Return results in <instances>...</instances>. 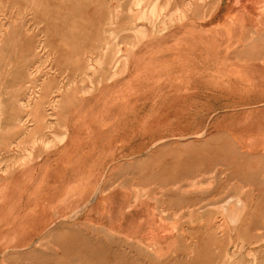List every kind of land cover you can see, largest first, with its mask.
Returning a JSON list of instances; mask_svg holds the SVG:
<instances>
[{
	"label": "rangeland",
	"instance_id": "obj_1",
	"mask_svg": "<svg viewBox=\"0 0 264 264\" xmlns=\"http://www.w3.org/2000/svg\"><path fill=\"white\" fill-rule=\"evenodd\" d=\"M0 264H264V0H0Z\"/></svg>",
	"mask_w": 264,
	"mask_h": 264
},
{
	"label": "crops",
	"instance_id": "obj_2",
	"mask_svg": "<svg viewBox=\"0 0 264 264\" xmlns=\"http://www.w3.org/2000/svg\"><path fill=\"white\" fill-rule=\"evenodd\" d=\"M252 5L253 6H250L249 8L242 9V11L244 12L245 17H248L251 20L255 19V18L263 17L262 13L261 14L259 12L257 14L253 13L254 10L260 11V9L255 6L254 2L252 3Z\"/></svg>",
	"mask_w": 264,
	"mask_h": 264
},
{
	"label": "bare ground",
	"instance_id": "obj_3",
	"mask_svg": "<svg viewBox=\"0 0 264 264\" xmlns=\"http://www.w3.org/2000/svg\"><path fill=\"white\" fill-rule=\"evenodd\" d=\"M156 2H157V1H156ZM236 3H237V1H236ZM139 5H140V4H139ZM155 5H156V4H155ZM156 6H157V5H156ZM156 6H155V7H156ZM155 7H154V5L151 6L149 12H151L152 15H155V16H156V8H155ZM146 9H147V8H146ZM157 9H158V8H157ZM143 11H144V10H143ZM146 13H147V12H146ZM140 14H141V13H140ZM149 14H150V13H149ZM150 16H151V15H150ZM155 16H154V17H155ZM146 18H147V17H146ZM148 18H149V17H148ZM138 28H139V27H138ZM140 28H143V27H140ZM138 31H139V30H137V32H138ZM143 32H144V31H143ZM159 142H160V141H159ZM154 145H155V144H154ZM154 147H155V146H154ZM107 171H108V170H107ZM124 183H125V182H124ZM208 185H209V184H208ZM237 198H238V197H237ZM233 199H236V197H235V198L233 197ZM238 199H239V198H238ZM238 199H237V200H238ZM229 200H230V199H229ZM229 200H228V203H229ZM237 200H236V201H237ZM136 201H137V200H136ZM230 202H231V200H230ZM234 202H235V200H234ZM238 202L241 203V201H239V200H238ZM242 202H243V201H242ZM226 205H227V204H226ZM243 205H245V204L243 203ZM227 206H228V205H227ZM227 206H226V207H227ZM239 206H240V205H239ZM243 208H244V206H243ZM74 211H75V210H74ZM144 211H145V210H144ZM221 211H222V210H221ZM227 211H228V210H227ZM229 211H230V210H229ZM192 212H193V209H192ZM222 213H223V212H222ZM72 214H73V213H72ZM72 214H71V215H72ZM218 214H219V213H218ZM227 214H228V213H227ZM228 215L230 216V214H228ZM231 215H233V214H231ZM68 217H69V216H68ZM216 217H217V216H216ZM220 217H221V216H220ZM233 217H234V215H233ZM233 217H232V218H233ZM62 219H63V218H62ZM66 220H67V218H66ZM203 223H204V222H203ZM235 224H236V222H235ZM235 224H234V225H235ZM237 224H238V223H237ZM160 227H161V226H160ZM183 231H184V230H183ZM113 237H114V236H113ZM146 251H147V250H146ZM146 253H147V252H146Z\"/></svg>",
	"mask_w": 264,
	"mask_h": 264
}]
</instances>
